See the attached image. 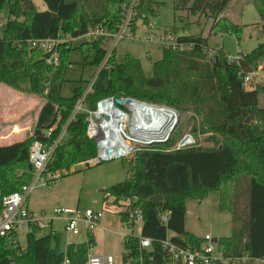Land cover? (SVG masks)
Listing matches in <instances>:
<instances>
[{"label": "trees", "instance_id": "trees-1", "mask_svg": "<svg viewBox=\"0 0 264 264\" xmlns=\"http://www.w3.org/2000/svg\"><path fill=\"white\" fill-rule=\"evenodd\" d=\"M127 0H42L46 9L38 11L27 0H0V10L7 8V19L0 27V83L26 93L40 95L44 100L32 125L30 138L0 146V202L3 197L18 192L28 184L33 168L29 162V151L34 141L50 144L57 139L66 126V137L54 150L46 165V174L66 171V175L77 164L87 166V161L96 156L94 141L86 135V114L78 113L68 121L77 101L83 94L81 87H74L71 97H61L64 73L68 63L70 45L57 48L58 64L47 66L44 54L26 45L29 39L53 38L57 34L77 37L88 27L102 25L115 32L121 20V6ZM233 0H173L174 13L194 18L195 24L210 21L207 37L183 36L194 42L189 52H173L162 49L160 60L152 64V77L144 76L138 59L126 55L123 63H116L114 56L96 75L92 91L85 96L84 108L94 109L96 103L106 97L132 98L139 102L166 106L174 109L186 120L179 124L166 144L155 145L167 148L182 136L187 125L190 131L211 134V146L190 148L168 153L133 154L125 157L126 167L134 174L117 183L104 193L108 198L127 201L129 208H140L143 212L142 235L154 240L164 239L167 231L171 240L181 245H198L200 237L185 231L183 221L188 201H202L215 192L218 195L219 213L230 216L231 234L219 238L217 248L225 258L236 259L248 256L252 261L264 260V108L259 107L263 89L246 90L243 75L256 70L264 60V44H259L250 53L236 62H229L223 49L207 56L205 48L212 37L232 35L241 40L243 27L222 14ZM27 2V3H26ZM259 19L264 24V0H251ZM162 3L155 0H140L139 15L157 16ZM182 22V18H179ZM184 27L183 29H185ZM172 33H177L173 26ZM102 39L79 46L82 64L93 52L90 63L98 67L106 50ZM47 87V89H46ZM186 115L188 117H186ZM51 130L47 137V131ZM149 157L163 162L156 183L139 180L141 163ZM168 162L182 169L181 176L187 180V188L180 192L165 191L167 185L163 174L169 172ZM144 167V166H143ZM144 175V174H143ZM205 175L209 182L203 181ZM203 177V178H202ZM245 180V192L240 202L235 196L238 178ZM62 178V177H60ZM59 178V179H60ZM57 180V179H56ZM139 180V181H138ZM53 180L52 182H54ZM141 181V182H140ZM150 188L139 192L138 188ZM163 195L162 203L149 202V198ZM244 205V208L239 207ZM163 210L171 212L167 227L159 222ZM119 220L125 222L127 213L120 212ZM40 230L31 228L25 237V247L11 238L0 237V264H86L90 248L94 245L91 235L81 244L68 245L64 253L59 251L57 234L38 236ZM55 246L52 247L51 243ZM124 250L136 252L138 242L130 236L122 240ZM156 258L162 257L155 252ZM126 255H122L124 264ZM144 264H147L145 260Z\"/></svg>", "mask_w": 264, "mask_h": 264}, {"label": "rangeland", "instance_id": "rangeland-1", "mask_svg": "<svg viewBox=\"0 0 264 264\" xmlns=\"http://www.w3.org/2000/svg\"><path fill=\"white\" fill-rule=\"evenodd\" d=\"M155 1L162 3L158 9L157 16L143 14L144 18H141L138 8L134 38L120 39L115 44L114 52L115 62L119 64L124 62L126 55L138 59L144 76L147 78L152 77V64L161 59L163 48L157 43L145 42L140 39L145 29L150 30V26H152V31L171 32L175 25L178 31L177 34L180 36L201 35L202 37H207L211 25L210 21H201L200 24H195L194 18L187 17L186 14L174 13L173 0ZM27 2L33 4L38 11L46 9L42 0H27ZM222 15L243 27L241 40L237 42L232 35L223 34L222 36L212 37L208 41L209 47H221L228 58L237 59L239 51L244 56L259 44H264V24L259 19L251 0H233L226 7ZM180 17L182 18V22L179 21ZM6 19L7 8L5 6L4 9L0 10V22L2 23ZM184 27L186 28L183 29ZM86 42L88 41L85 39H77L71 44L72 50L68 55L69 65L65 69V81L60 93L63 98L71 97V91L74 87H81L84 91L97 75L98 68L90 64L93 61L92 51L87 57L88 64H82V51L79 49V46ZM102 44L104 49H109L108 40H105ZM254 72L255 76L252 83L245 84V88L246 90L254 88L263 89L259 98V107L264 108V60L258 64ZM43 102L44 100L40 95L19 91L4 83H0V146L8 145L17 139L26 140L30 138L32 125ZM175 112L177 125L173 133L177 130V127L181 126L179 124L186 120L184 115H180L177 111ZM186 117L188 116L186 115ZM16 125L18 128L15 127ZM190 126L187 125L185 128H182V136L173 145L167 148H139L132 153L134 159L136 160L137 155H142L145 152L168 153L176 150L210 147L212 143L211 134L199 131L191 132ZM10 131L12 134L17 133V135L11 134L9 136ZM5 137L8 138L6 139ZM187 138L191 139V144L177 149L179 143ZM88 161L87 166L77 164L72 167L68 175H66V171L53 174L54 178L52 181H55H51L50 184L44 187L36 188L29 195L26 207L35 216L41 214L48 216L54 209L59 208L73 210L79 214H83L86 210L101 211L103 217L100 220V227L90 234L94 240V245L90 248L89 252L101 257L110 256L113 259V264H123L122 255L125 251L122 238L130 234L136 235L137 227L135 226L130 229L121 224L119 213L124 210L123 201L118 200L115 203V199L113 198L105 200L103 192L126 179V160L125 158L111 160L95 165L88 164ZM167 165H170L168 168L169 172L163 174L167 185L165 191L180 192L187 188V180L183 179L180 173L183 170L175 164L172 166L171 162H168ZM162 166H164L163 162L149 157L146 164H140L138 170L139 180L149 179L154 183L156 188L163 189V184L156 183L153 180L155 175H161L159 169ZM204 180L210 181L206 175L203 178ZM245 187V180L242 177L238 178L235 183L234 193L240 202L245 200V197L241 199L240 196L244 194ZM149 188L150 186L147 188L141 187L138 188V191L145 193ZM239 207L244 208V205ZM183 225L186 232L197 237L210 234L214 238L219 239L229 237L231 234L230 216L228 213H219L218 195L215 192L210 193L202 201L187 202ZM79 227L81 228V233L73 236L64 230V222L62 220H55L51 230H40L38 236H46L49 233L57 234L60 238L59 251L64 253L68 245L81 244L87 241L89 234L82 229L81 224H79ZM26 233V228L17 232L16 241L21 248L25 247ZM51 246L54 247L55 244L52 242ZM225 264L231 263L227 262ZM244 264H264V260H251Z\"/></svg>", "mask_w": 264, "mask_h": 264}, {"label": "built area", "instance_id": "built-area-1", "mask_svg": "<svg viewBox=\"0 0 264 264\" xmlns=\"http://www.w3.org/2000/svg\"><path fill=\"white\" fill-rule=\"evenodd\" d=\"M140 7V0H127L121 6V20L115 32H110L102 25L88 27L85 33L80 36H64L57 34L53 38L29 39L26 45L30 49H38L42 51L47 66H55L58 64L57 48L62 45H70L77 39H85L92 43L99 39L109 41V49L97 67L98 72L106 66L112 59L115 52V44L123 38H134L137 10ZM145 29L140 37L145 42H154L162 46L163 49L173 52H189L195 44L189 40H185L183 36L177 33L152 31ZM220 48V47H219ZM207 46L204 50L209 56L214 54V51L219 49ZM237 59L228 58L229 62H236L243 55L238 52ZM255 76V72L243 75V83L251 84ZM96 78V77H95ZM94 79L90 82L87 88L83 91L82 96L77 101V104L70 115L69 122L74 120L78 113L86 114V135L94 141L96 146V156L88 161V164H99L111 160L124 159L127 155L132 154L135 150L145 147H153L155 145L166 144L177 125L175 110L166 106L154 105L146 102H139L132 98H115L106 97L99 100L94 109L86 110L84 108L85 96L92 91ZM47 89V87H46ZM117 100L123 102L122 106L116 104ZM129 100L128 102H126ZM146 108L157 109L160 112H147ZM171 113L170 120H165L164 116ZM66 126L61 130V133L50 144H44L40 141H34L29 151V162L33 168L31 179L28 184L24 185L20 191L10 193L2 198L0 202V237L11 238L12 233L17 234L18 231L31 228L52 229V224L55 220L64 222V230L73 236L81 233L79 224L87 234H92L94 230L100 227V220L103 217L101 211L86 210L83 214H79L73 210L59 208L54 209L48 216H35L30 213L26 207V202L29 195L38 187H44L51 183L53 175L45 173L47 162L49 161L54 150L63 142L66 137ZM51 130L47 131L46 136L49 137ZM191 139H183L179 143L177 149L183 148L191 144ZM127 142L130 149L126 150L123 142ZM124 210L127 213V220L121 222L127 228L137 227L136 235H126L137 240L138 246L136 252L133 250H124L126 260L124 264H244L251 261L248 256H242L236 259H228L218 250L217 243L214 242V237L206 234L200 238L201 242L198 245H181L171 240L172 234L167 231L164 239L154 240L142 235L143 227V212L140 208H129V203L123 201ZM171 212L163 210L159 214V222L162 226L167 227ZM55 234V233H49ZM11 243L15 244L16 239H11ZM155 252H161L162 257L159 260L156 258ZM257 261V260H256ZM62 264H69L65 259ZM86 264H113V259L110 256L101 257L88 253Z\"/></svg>", "mask_w": 264, "mask_h": 264}, {"label": "water", "instance_id": "water-1", "mask_svg": "<svg viewBox=\"0 0 264 264\" xmlns=\"http://www.w3.org/2000/svg\"><path fill=\"white\" fill-rule=\"evenodd\" d=\"M26 3H27V2H26ZM263 30H264V26H263ZM128 101H129V100H127L126 102H128ZM116 104H117L118 106H122V105H123V102H122L121 100H117V101H116ZM163 200H164V197H163V195H161V194L149 198V202H153V203H156V202H158V203H162ZM214 242L217 243V242H218V239H217V238H214Z\"/></svg>", "mask_w": 264, "mask_h": 264}, {"label": "crops", "instance_id": "crops-1", "mask_svg": "<svg viewBox=\"0 0 264 264\" xmlns=\"http://www.w3.org/2000/svg\"><path fill=\"white\" fill-rule=\"evenodd\" d=\"M0 27H1V22H0ZM72 46V45H71ZM15 127H17L18 128V126L16 125ZM7 130H9V129H7ZM6 130V131H7ZM13 133H15V132H13ZM12 134V132L10 131V134H9V136ZM12 135H17V133L16 134H12ZM6 139L8 138V137H5ZM4 138V139H5ZM23 139H17V140H15L14 142H20V141H22ZM14 142H12V143H14ZM12 143H10V144H12ZM9 145V144H8ZM1 146H3V145H1ZM134 163H135V159H134ZM134 163H133V167L131 168V170L130 171H128V168L126 169V179H129V178H131L132 176H133V174H134ZM201 238V237H200Z\"/></svg>", "mask_w": 264, "mask_h": 264}, {"label": "bare ground", "instance_id": "bare-ground-1", "mask_svg": "<svg viewBox=\"0 0 264 264\" xmlns=\"http://www.w3.org/2000/svg\"><path fill=\"white\" fill-rule=\"evenodd\" d=\"M146 111L147 112H151V113H158V112H160L159 110H157V109H153V108H146ZM169 116H172V114L171 113H167V115H165L164 116V118H165V120H170V118H172V117H169ZM123 145H124V147L126 148V150H129L130 149V147H129V145L127 144V142H123Z\"/></svg>", "mask_w": 264, "mask_h": 264}]
</instances>
